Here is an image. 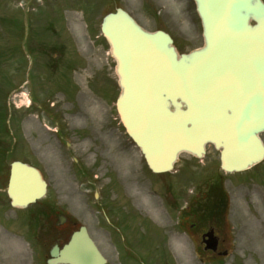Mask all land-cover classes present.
I'll return each instance as SVG.
<instances>
[{"label":"rangeland","instance_id":"obj_1","mask_svg":"<svg viewBox=\"0 0 264 264\" xmlns=\"http://www.w3.org/2000/svg\"><path fill=\"white\" fill-rule=\"evenodd\" d=\"M116 7L150 31L168 30L182 53L203 43L193 0H0V200L4 199L1 188L8 184L5 160L36 153L55 161L54 169L46 173L53 208L83 223L96 220L101 216L95 192L100 193L99 201L106 193L107 203L123 202L120 184H124L127 199L169 235L146 238L140 229L137 238L147 243L146 250L131 246L117 255L112 250L110 264H264V162L245 173H223L218 152L210 146L194 170L187 166L189 156L183 155L174 172L164 178L182 177L181 186L188 192L180 202L183 205L203 200L205 193L197 190L206 191L214 178L210 175L220 172L231 200L222 232L231 255L205 261L195 241L176 230L168 193L163 199L152 192L168 186L160 180L149 185V178L141 173L144 162L139 161L138 150L128 146L116 111L120 93L116 62L101 33L103 18ZM83 93L89 99L81 100ZM83 112L96 117H77ZM3 209L0 264H35L31 246L20 235L25 229L16 223L14 213L8 215Z\"/></svg>","mask_w":264,"mask_h":264},{"label":"water","instance_id":"obj_2","mask_svg":"<svg viewBox=\"0 0 264 264\" xmlns=\"http://www.w3.org/2000/svg\"><path fill=\"white\" fill-rule=\"evenodd\" d=\"M195 2L205 45L181 56L169 35L147 32L120 8L104 19L122 89L117 109L154 172L171 170L181 152L202 157L209 143L225 171H243L264 159V3ZM15 165L8 193L25 208L47 184ZM53 256L51 264L106 262L85 228Z\"/></svg>","mask_w":264,"mask_h":264},{"label":"flooded vegetation","instance_id":"obj_3","mask_svg":"<svg viewBox=\"0 0 264 264\" xmlns=\"http://www.w3.org/2000/svg\"><path fill=\"white\" fill-rule=\"evenodd\" d=\"M140 157L142 158L141 160L146 163L142 153H140ZM190 158L191 162L187 166H189V168H195L197 166L196 160L194 159L195 157L191 156ZM15 161L28 163L38 169L43 176H45L47 172H51L50 170L54 169L53 166H55L54 161L46 160L42 155L25 154L17 159H12L9 163L7 159L5 160L4 169L5 171L7 170L9 174L12 170V163ZM150 173L152 172L150 171ZM160 176L158 177L160 181H162L161 183L167 185L168 189H165L163 186L159 189L167 193L171 192L174 188L176 194L170 195V199L172 200V204L178 206V202L183 200L186 195L185 187L181 186V180L177 178L167 181L166 179L164 180L165 177ZM169 188L171 190H169ZM6 196L9 199L7 192ZM224 203L227 209L229 201L226 199ZM96 205H98V211H100L101 217H96V220L87 222L85 226L98 248L107 259V264H110L109 257L112 250L116 251V255L117 252L123 248L131 250V246H135L140 251L146 250L147 243L137 238V233L140 229L143 230L146 238L153 237L157 232L166 238V231L159 228L156 222L149 217L146 211L137 203L131 201L107 203L103 201L96 203ZM189 209L190 207L187 208L185 216L189 215ZM226 209L223 213L224 215L226 214ZM13 211L17 215L20 214L21 218L29 223V228L27 232L24 233V236L32 246H34V249H36L37 264H47L48 260L51 258V250L55 246H63V244H60L62 240H57L58 236H63V241L66 243L70 237L83 226L80 221L69 219V217H66L65 222L61 223L60 216L63 215V213L53 208L51 202L48 201L47 198L38 200L25 210ZM48 211L49 214H47ZM218 214L217 211L215 215L218 216ZM47 215L49 220L48 231L45 229ZM196 215L199 217L191 224H189V222L185 223L184 220L179 221L178 225L180 229L185 231L188 235L198 238L201 252L206 256L217 257L221 253L226 251L229 252L230 249L226 246L227 240L224 235H222V232L225 233L226 231V226L222 223L223 220L217 217L205 221L204 214L197 213ZM211 238L217 240L218 246L216 251L209 249L207 244ZM101 244H104V246H101Z\"/></svg>","mask_w":264,"mask_h":264},{"label":"bare ground","instance_id":"obj_4","mask_svg":"<svg viewBox=\"0 0 264 264\" xmlns=\"http://www.w3.org/2000/svg\"><path fill=\"white\" fill-rule=\"evenodd\" d=\"M81 100H87V99H89V97H88V95L86 94V93H83L82 95H81ZM27 103L28 104H30V99H29V97L27 96ZM88 106H91V101L89 102V104H88ZM96 111V109H94V112ZM87 116V117H89V119H91V120H94L95 119V117L96 116H94V115H87L85 112H83V113H78V115H77V117H83V116ZM30 123H32V121L30 122ZM180 256V255H179ZM181 257V256H180Z\"/></svg>","mask_w":264,"mask_h":264},{"label":"trees","instance_id":"obj_5","mask_svg":"<svg viewBox=\"0 0 264 264\" xmlns=\"http://www.w3.org/2000/svg\"><path fill=\"white\" fill-rule=\"evenodd\" d=\"M211 207H212V206H211V205H209V206H207V207H206V209H210Z\"/></svg>","mask_w":264,"mask_h":264}]
</instances>
